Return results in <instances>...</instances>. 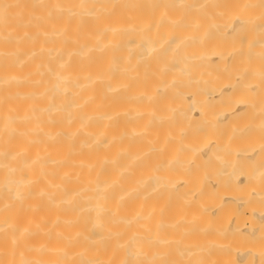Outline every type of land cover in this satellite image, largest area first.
<instances>
[{"label": "bare ground", "instance_id": "obj_1", "mask_svg": "<svg viewBox=\"0 0 264 264\" xmlns=\"http://www.w3.org/2000/svg\"><path fill=\"white\" fill-rule=\"evenodd\" d=\"M0 264H264V0H0Z\"/></svg>", "mask_w": 264, "mask_h": 264}]
</instances>
